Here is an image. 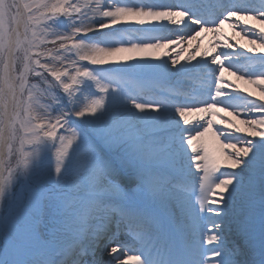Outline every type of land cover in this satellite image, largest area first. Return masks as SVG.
I'll return each instance as SVG.
<instances>
[{
    "label": "snow or ice",
    "instance_id": "obj_1",
    "mask_svg": "<svg viewBox=\"0 0 264 264\" xmlns=\"http://www.w3.org/2000/svg\"><path fill=\"white\" fill-rule=\"evenodd\" d=\"M0 264H264V0H0Z\"/></svg>",
    "mask_w": 264,
    "mask_h": 264
},
{
    "label": "bare ground",
    "instance_id": "obj_2",
    "mask_svg": "<svg viewBox=\"0 0 264 264\" xmlns=\"http://www.w3.org/2000/svg\"><path fill=\"white\" fill-rule=\"evenodd\" d=\"M224 31L227 33V35L229 37H233V36H235V33L237 31H240V30L239 29L233 30L232 28H229L227 25H225ZM212 39H213V37H212L211 33L204 34L203 38L200 41L201 47L202 48L209 47L210 46V42H211ZM236 39L240 41V44H246L247 43V40L244 39L243 36H236ZM233 42H235V41H233ZM227 75L228 74L226 73V76ZM229 79L232 82L237 83V84H241V86H243L242 82L237 81L235 77H229Z\"/></svg>",
    "mask_w": 264,
    "mask_h": 264
}]
</instances>
